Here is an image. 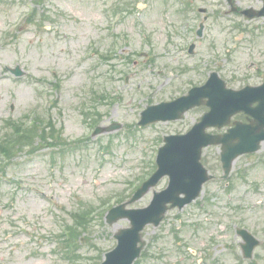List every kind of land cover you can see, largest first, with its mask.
<instances>
[{"label":"rangeland","instance_id":"obj_1","mask_svg":"<svg viewBox=\"0 0 264 264\" xmlns=\"http://www.w3.org/2000/svg\"><path fill=\"white\" fill-rule=\"evenodd\" d=\"M188 1L194 3L196 10L205 7L210 13L204 36L200 39L187 31L183 23L188 16L182 11L180 4L175 5L172 0H41L40 3L33 0H1L0 35L10 22L17 18L22 22L24 13L32 6L37 8L38 19L42 20L43 13L49 18H45L40 26L33 23L23 35L19 34L15 49L4 47L0 50V66L20 64L28 72L26 77L19 80L18 85L10 80L0 79V123L1 115L7 114L17 119L37 108L38 115L51 117L58 128H64L65 137L70 140L85 137L91 125L90 121L82 119L77 111H73L79 100L75 94L79 92V88L90 89V83H94L102 91L110 92L113 87L116 95H122L121 101L113 106L103 101L94 102L98 103L103 119L121 121L126 124V128L134 130V133L130 136L123 133L120 138L115 139L116 134L99 136L97 142L102 146L97 144L82 149V155L79 151L66 150V155L62 156L58 152L60 147L53 150L43 146L37 150L31 162L21 160L20 164L9 167L7 175L0 176L3 181L0 184V264H60L53 255L60 249V242L52 237L59 236L63 218L69 221L71 214L79 218L84 215L85 207L98 206L103 202L101 200H114L117 195H124L131 189V182L137 183L140 175L146 177L147 172L154 170L153 164L149 162L156 156L158 138L161 139L171 130L185 127L186 123H191L198 113L203 112V108L191 112L186 123L167 122L138 129L136 119L142 108L138 99L147 97V94L140 95L141 89L152 91L155 103L169 99L187 91L190 86L203 82L216 64H219L229 78L233 76L234 82L238 81L237 84L232 83L233 87L260 80L256 68H250L249 64L252 61L258 62L260 58L264 59V19L249 20L241 14L232 13L226 0ZM236 1L242 9L259 7L258 0ZM122 15L125 16L121 17ZM192 15L199 17L197 12ZM232 25L242 28L245 25L247 30H235L231 28ZM254 40L259 44L256 42L255 47L249 49L250 41ZM193 41L197 46L190 54L188 46ZM90 45H93L91 51L97 52L96 58L88 62L82 61L83 53ZM121 50L126 54L137 53L133 59L139 64L136 67L132 64L118 67L117 70H123L116 71L114 83L110 85L108 65L119 63L120 60L105 62L102 55ZM218 53L222 54V59L214 61V55ZM78 60H81L79 64ZM97 62L100 67L97 74L100 78L95 81L92 67ZM148 64H155V67L151 69ZM181 68L183 72H180ZM263 68L258 66V69ZM54 71L60 82L62 99L54 108H48L47 104L42 106L43 96L48 91L43 82H53ZM125 74L130 76L128 84L123 80ZM122 84L125 88L120 87ZM13 90L18 93L17 96ZM10 93L14 95L11 96ZM125 99L126 103L123 104ZM82 102L86 103L85 100ZM14 103L15 109L12 110L11 104ZM63 106L67 108L65 113L60 110ZM110 142L113 144L111 148H107ZM263 160L264 149L260 154L248 159L242 158L236 163L237 167H241L239 175L242 178L248 176L246 185L256 184L258 190L255 195L245 194L247 198L242 203L250 209L248 213L239 211L232 214V217L224 218V214L226 216L229 211H221L220 216L223 214L221 220L225 222L222 229L228 223H237L235 228L244 223L250 225L252 231L264 241ZM239 175L235 182L238 186L243 185V188ZM16 176L25 178L45 195L31 188L20 189L27 182H23L18 189L14 184ZM165 185L166 180H162L156 188ZM215 186L216 184L208 185L207 189ZM152 189L136 201L134 207L148 205L153 196ZM219 199L223 201L225 195L221 194ZM176 213L179 214L180 211L176 209L170 212ZM241 214L246 218L244 221ZM103 215L102 210L91 222L83 221L89 232L78 251L77 264H91L94 256L112 248L116 242L113 232L128 225V221L124 220L110 226ZM202 221L205 222L203 227H210L214 222H219V219L203 218ZM104 223L108 226L107 232L104 231ZM19 227L28 228L37 236L45 233L52 241L45 247L46 240L35 239L31 233L18 231ZM163 231L170 234L169 228H163ZM208 231L215 232L214 228H204L198 238L191 240L192 243L200 246L208 235H212L206 234ZM9 232L12 233L10 236ZM147 233L151 238L157 230L151 227ZM188 234L186 232L185 237ZM164 241L172 246L169 241ZM219 241L221 245L215 250V254H219L222 264H264V244L257 249V255L252 260H245L240 256V238L234 235L233 227H227ZM176 250L175 247L173 251ZM170 259L175 262L177 258ZM217 261L214 260L215 263Z\"/></svg>","mask_w":264,"mask_h":264},{"label":"water","instance_id":"obj_2","mask_svg":"<svg viewBox=\"0 0 264 264\" xmlns=\"http://www.w3.org/2000/svg\"><path fill=\"white\" fill-rule=\"evenodd\" d=\"M207 86H205L201 89V92H200L201 96H205V95L211 96V94L209 93L210 87L207 88ZM219 90L224 92V93L227 92L223 88L222 84L219 86ZM244 91H246V92H243L240 96H244L246 98H242L240 100L230 101L228 106L234 107L237 109H242V108L246 109V110L250 109L251 103L255 100L261 99L262 96L264 95V86L261 88H257L255 90H249V91L244 90ZM227 93H230V92H227ZM211 105L213 106V104H211ZM213 107H215V106H213ZM257 115H258L259 123L264 124V110L259 108L257 111ZM182 148L179 150V153L182 152V150H183ZM175 150H177V148H175V147L164 149L163 150L164 154L162 155V160L166 159L167 162L171 163L174 166V164H176V162H177V158H176L177 153L175 152ZM171 167H170V169H171ZM170 169H168V170H170ZM110 256L112 258L109 260V262L107 264H112L111 263L112 260H118L120 258V250L117 249L116 251L111 253Z\"/></svg>","mask_w":264,"mask_h":264}]
</instances>
